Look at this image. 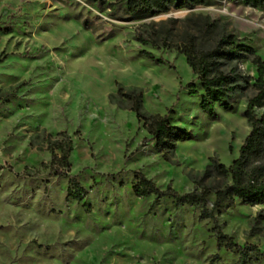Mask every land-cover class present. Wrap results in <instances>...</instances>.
Here are the masks:
<instances>
[{"label":"rangeland","instance_id":"obj_1","mask_svg":"<svg viewBox=\"0 0 264 264\" xmlns=\"http://www.w3.org/2000/svg\"><path fill=\"white\" fill-rule=\"evenodd\" d=\"M124 8L114 0L101 8L82 0H0V264H236V254L217 246L214 227L264 253V205L226 202L212 222L170 198L132 191L139 175L160 191H198L210 159L228 167L237 157L250 132L242 117L250 88L232 113L216 108L217 120H207L198 97L187 94L194 76L174 48L192 39L209 49L232 34L263 58L264 11L202 0L141 19ZM237 69L250 85L254 68L242 62ZM130 94L140 95L143 115L191 134L168 161L129 110ZM62 138L71 141L68 168L55 174L46 140ZM69 180L82 190L79 200ZM199 184L221 186L215 178ZM207 200L209 208L213 196Z\"/></svg>","mask_w":264,"mask_h":264},{"label":"trees","instance_id":"obj_2","mask_svg":"<svg viewBox=\"0 0 264 264\" xmlns=\"http://www.w3.org/2000/svg\"><path fill=\"white\" fill-rule=\"evenodd\" d=\"M87 5L101 8L107 0H82ZM123 1L125 12L137 18H152L165 14L170 10H190L202 4V0H114ZM238 1L243 6L264 11V0H231ZM112 7V4H107ZM84 28H89L87 21H82ZM142 46L148 45L147 40L135 39ZM174 51L184 58L185 65L194 76V80L188 83V96L198 97V109L209 121H216L218 116L215 109L224 113H232L236 101L240 98L245 88H250L251 95L245 100V109L242 117L249 126L250 132L242 141L238 155L231 161L228 167L216 160L210 159L209 164L201 172L197 182L199 190L179 195L166 187L158 190L149 180L137 176L132 191L136 197L145 198L154 196V201L162 198L172 199L177 206L192 207L199 211L202 220L215 222L214 213L226 202L238 201L240 205L253 207L264 205V114L256 117L255 110L264 109V57L258 56L255 51L239 42L232 34L220 36L209 49H197L192 39L184 45L175 47ZM141 54L149 58L155 64H164L160 59H154L148 52ZM248 62L255 72V79L249 85L246 77H243L237 69V64ZM170 69L169 64H166ZM229 66L228 71L225 67ZM198 85L200 94L196 91ZM131 105L129 110L135 114L136 119L142 123L154 147L163 160L168 161V156L173 152L176 143L184 142L192 138L191 134L168 123L165 117L159 115H143L140 105V95H128ZM62 137L64 134H59ZM48 151L51 154L50 165H57L58 169L68 168V155L71 151V141L68 138L50 141L46 140ZM58 151L56 156L54 151ZM208 178L218 179L221 186L208 187L199 183ZM71 189L75 190L74 198L80 199L82 190L73 181L69 180ZM212 195L213 201L208 208V197ZM215 237L217 246L237 255L236 264H251L264 258V253L258 251L255 246H239L230 238L223 235L217 227Z\"/></svg>","mask_w":264,"mask_h":264}]
</instances>
